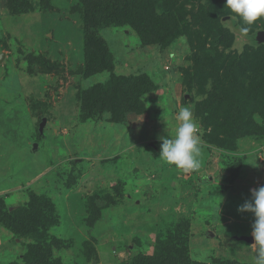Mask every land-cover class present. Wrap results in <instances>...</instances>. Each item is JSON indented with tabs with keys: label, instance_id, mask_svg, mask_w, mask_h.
<instances>
[{
	"label": "rangeland",
	"instance_id": "rangeland-1",
	"mask_svg": "<svg viewBox=\"0 0 264 264\" xmlns=\"http://www.w3.org/2000/svg\"><path fill=\"white\" fill-rule=\"evenodd\" d=\"M151 1L173 31L186 23V34L170 32L162 47L133 25H113L92 29L88 44L82 0H20L9 9L0 0V200L26 208L35 194L54 209L38 244L0 226V264H34L24 256L42 243L41 264H140L169 236L193 264H255L254 217L238 208L264 186V93H251L252 80L264 82V44L256 42L264 19L244 35L226 0ZM222 53L242 62L247 73H236L256 100L244 108L262 126L236 149L212 125L242 115L220 100L236 86L213 63L206 83L194 72L196 60ZM127 78L133 85L124 91ZM127 96L146 110L115 124L106 106ZM181 107L192 110L203 141L202 167L190 174L159 158V137L174 135Z\"/></svg>",
	"mask_w": 264,
	"mask_h": 264
},
{
	"label": "trees",
	"instance_id": "trees-1",
	"mask_svg": "<svg viewBox=\"0 0 264 264\" xmlns=\"http://www.w3.org/2000/svg\"><path fill=\"white\" fill-rule=\"evenodd\" d=\"M20 0H8L7 7L9 8H16ZM24 3H26V0H22ZM104 3L107 4V6H104ZM153 2L151 0H82L81 9L78 10L79 14L83 16V20L85 22V26L83 28L84 31V39L87 40L88 44L90 36L96 31H92V29H98L103 27H109L113 25L119 26L123 24H129L133 25L136 30L139 31V36L142 37L141 39L143 41H147V43L156 44V43H163L162 47L167 45L171 39L168 40V38L165 37V35H169L170 32H174V34L179 35L186 34V31L183 30V28L186 27V23H184V27L181 29H177V31H173L168 25V22L165 21V16L163 14H159L154 12L152 5ZM18 6L16 12H19V9L21 6ZM24 8V7H23ZM11 10V9H10ZM184 22V21H183ZM198 28H200L197 25ZM144 29V30H141ZM93 33H91V31ZM202 31V29L200 28ZM200 34V33H199ZM169 37V36H168ZM177 37L173 38L177 39ZM255 41V39L253 38ZM167 43V44H166ZM264 46V45H263ZM221 58L215 60V61H205L204 59L201 60H193L195 62V71L198 75V79L204 81L206 83L207 81L202 78L203 76L208 77V79H211V73H208V69H211L212 63L214 67H219L217 72L220 74V72L227 73L229 76L228 79L232 81L234 84L235 91H225L223 93V97H220L221 103L224 104L227 108H234V103H236V106H239V111H242V115L240 117H237L238 121L233 119L232 116H229V121L224 122L219 121L218 118L212 119V125L214 126V129L217 130V132L222 131V126L224 127L223 130L227 136V142L226 147H231L232 149H236L237 141L241 138L245 137H253L254 135H257L261 132L262 126L258 125L254 122V118L252 115V110L248 111L245 109H255V98L254 93H264V82L261 80L260 84H256V79L252 80V87H251V93L248 94L250 91L242 85V76H238L236 72H239L242 75H245L247 72L242 68V62L240 60L232 61L230 58L232 56L230 55H223L221 54ZM223 57L226 59L224 60ZM213 67V68H214ZM233 70V71H231ZM202 78V79H201ZM146 78L144 76L136 77L135 82H140V86L144 85ZM125 83L122 87V90L127 91L129 88L126 86L133 85L131 84L133 82V78L131 79H124ZM225 82V81H224ZM147 84V82H146ZM219 85V84H218ZM122 85H117L116 89L118 92L119 88ZM255 86V87H254ZM257 88V89H256ZM199 91L203 90L199 86ZM134 96H127L125 101H121L118 97L114 99V103L112 106L107 105L106 108L108 110L112 111V115L114 116L113 121L117 123H122L123 120L126 119L125 114L126 112H133L134 114L143 113L146 109L145 106L142 104L141 107L139 105H136L135 101L133 103L130 102ZM213 101H216L214 97H212ZM212 101V102H213ZM127 102V105H126ZM219 102V101H218ZM261 102V101H260ZM207 103V102H206ZM205 103V105H206ZM246 106V108H244ZM259 107L256 106V109ZM211 113V112H210ZM212 114V113H211ZM263 116H264V110H263ZM232 120L236 122L238 129H235L231 132L230 128L232 127ZM245 121H247V124H245ZM261 126V127H260ZM220 128V129H219ZM233 129V128H232ZM218 134V133H217ZM220 135V134H218ZM218 142L225 144L223 139L216 138ZM35 194L31 195V202L30 205L26 208L24 207H10L6 205L5 201L3 199L0 200V226L7 231L11 233H15L17 237H25L30 236L34 240H36L38 244V237L39 233H42L43 231H46V228L49 225L53 224V215H54V209L47 208V205L43 203V200L39 196H34ZM116 203V202H115ZM48 212H46V210ZM52 215V216H51ZM49 216L52 217V220H50ZM47 219L48 222L40 223L41 220ZM187 233V228L185 229ZM184 230V231H185ZM38 233V234H37ZM56 241V240H55ZM58 242H55L53 246H50L47 248L50 249L49 254L52 255V251L54 250L55 245ZM176 241L174 242L172 236H169L168 240H165L164 238H159L157 241V247L155 255L152 257H142L139 258L141 261L140 264H193L189 261L188 255H186L184 249H178L175 247ZM34 248L33 250L30 249V251L24 256V259H26L27 263L30 260V257L32 258L34 264H41L43 261H45L43 254L39 256V251H47L46 247L43 246V243L38 246L34 245L31 246ZM183 248L186 249V246H183ZM183 250V251H182ZM163 255H165V258H163ZM168 257L166 258V256ZM51 263V262H50ZM136 263L139 264L137 261Z\"/></svg>",
	"mask_w": 264,
	"mask_h": 264
},
{
	"label": "clouds",
	"instance_id": "clouds-1",
	"mask_svg": "<svg viewBox=\"0 0 264 264\" xmlns=\"http://www.w3.org/2000/svg\"><path fill=\"white\" fill-rule=\"evenodd\" d=\"M225 6L235 14L234 19L243 22L239 31L247 35L251 26L264 19V0H226ZM177 121L174 135L160 136L159 158L175 166L185 174L198 171L202 167V138L200 127L189 107H181L175 114ZM240 213H250L254 217L251 235L254 243L255 264H264V186L251 190L250 199L239 208Z\"/></svg>",
	"mask_w": 264,
	"mask_h": 264
},
{
	"label": "water",
	"instance_id": "water-1",
	"mask_svg": "<svg viewBox=\"0 0 264 264\" xmlns=\"http://www.w3.org/2000/svg\"><path fill=\"white\" fill-rule=\"evenodd\" d=\"M256 42H257V43H262V44H264V31H260V32L257 33V35H256ZM4 59H5V55L2 54V55L0 56V64L4 61ZM46 121H47V120L44 119L43 123H42L41 126H40V133H41V134H43V130H44V127H45ZM34 149H37V144H35Z\"/></svg>",
	"mask_w": 264,
	"mask_h": 264
}]
</instances>
